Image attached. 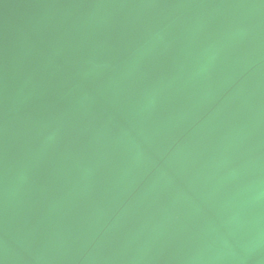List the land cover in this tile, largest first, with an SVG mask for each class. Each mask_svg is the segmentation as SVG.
<instances>
[{
    "label": "water",
    "instance_id": "obj_1",
    "mask_svg": "<svg viewBox=\"0 0 264 264\" xmlns=\"http://www.w3.org/2000/svg\"><path fill=\"white\" fill-rule=\"evenodd\" d=\"M0 264H264V0H0Z\"/></svg>",
    "mask_w": 264,
    "mask_h": 264
}]
</instances>
